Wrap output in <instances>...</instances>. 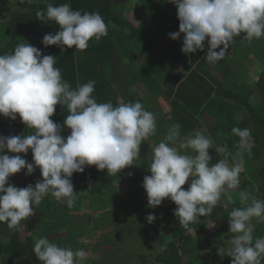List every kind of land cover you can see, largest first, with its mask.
Here are the masks:
<instances>
[{"label":"clouds","instance_id":"clouds-1","mask_svg":"<svg viewBox=\"0 0 264 264\" xmlns=\"http://www.w3.org/2000/svg\"><path fill=\"white\" fill-rule=\"evenodd\" d=\"M170 2L177 8L179 31L169 37L176 40L184 34V54L204 51L207 39L209 47L204 58L209 64L224 59L230 44L242 34L248 42L264 37V0ZM35 15L39 21L50 20L59 26L55 35L43 37L42 44L55 45L62 52L64 46H75L76 52H82L91 40L99 41L108 34L98 12L82 14L70 3L54 6L49 2L46 11L38 9ZM56 64V57L42 55L28 42L0 55V115L14 121L18 114L26 128L33 130L27 135L0 136V153L7 149L8 153L26 155L31 150L33 157L29 163L21 155L0 154V223H6L13 232L49 195L71 209L78 196L71 180L73 173H82L85 167L94 165L99 171L106 169L109 176H117L126 167L137 165L134 162L140 158L142 142L157 131L155 114L145 110L141 102L117 106L110 101L97 102L94 80L73 89ZM57 104L68 110L63 127L50 119ZM64 128L70 129L66 138L61 135ZM231 132L239 138L234 154L226 144L215 146L199 129L181 140L180 125H172L152 149L148 166L151 175L143 178L148 206L155 208L165 198L170 199L177 206L173 214L180 227L191 230L190 224L211 215L222 197L234 204L244 154L252 153L250 130L233 127ZM211 148L223 157L214 164L210 163ZM25 168L26 175L39 168L42 180L26 187L8 183L11 176ZM189 178L191 182L184 189ZM238 195L241 206L233 207L228 215L229 232L233 234L228 241L230 247L227 252L223 246L218 248L217 254L231 257V264H264V237L254 238L252 223L254 218L257 223L264 222V200L244 190ZM155 219L152 214L147 216L149 223ZM33 252L41 264H85L87 258L83 249L62 247L44 237L36 240Z\"/></svg>","mask_w":264,"mask_h":264},{"label":"trees","instance_id":"trees-1","mask_svg":"<svg viewBox=\"0 0 264 264\" xmlns=\"http://www.w3.org/2000/svg\"><path fill=\"white\" fill-rule=\"evenodd\" d=\"M126 1L128 8L123 11L117 4L121 0H32L31 3L28 0H0V55L11 53L18 44L28 42L38 48L42 55L56 57L55 66L60 68L62 78L73 89L78 84L94 80L93 96L100 103L110 101L117 106L139 101L145 110L154 113L151 106L146 104V98L155 95L166 102L165 113L161 117L155 115L157 131L168 124H179L181 140L199 129L218 141L219 146L226 144L234 154L239 138L232 134V128H248L251 132L249 141L252 154H244L241 176L247 177V181L239 191H247L251 196L264 200V164L258 165L264 159V55L258 54L257 62H251L253 68L243 75L241 72H233L238 66L231 63L234 62L230 54L231 47L224 59L209 64L204 58L209 47L207 39L204 51L184 54L181 51L184 34L181 33L176 40L169 37L170 33L179 31L177 8L170 0ZM49 2L54 6L70 3L73 10H79L82 14L98 12L107 25V36L99 41L91 40L89 47L82 52H76L75 46L70 49L64 46L63 52L55 45L45 47L42 44L43 37L49 33L55 35L60 30L54 21H39L36 18V11H46ZM142 46L148 49L147 57L155 65L166 66L164 79L157 78L150 69L138 65V62L126 60L131 55V47L141 49ZM257 64L263 67L257 80L251 86H247L246 80H242L245 84L240 83V77L249 78L255 70H259ZM55 108L50 119L63 127L68 110L60 104ZM157 131L142 142L140 148L145 154L151 153L159 143ZM32 132L21 122L18 114L14 121L0 115V136L5 133L8 135L3 137ZM167 132L164 130L165 134ZM69 134L70 129L67 128L61 132L65 138ZM0 154L20 155L8 153L7 149ZM212 157L216 162L223 158L216 151ZM122 172L117 176H109L106 169L99 171L93 165L85 167L82 173H73L71 180L74 187L88 192L87 198L91 201L90 198L115 189V183ZM38 174V178H33L34 183L42 180L41 173ZM15 180L17 187L29 185L17 177ZM189 180L191 182V178ZM253 186H256L255 189H249ZM239 191L233 194L236 201L234 204H228L224 199V206L218 214L213 212L198 218L190 224L191 230L180 227L173 214L177 206L169 200L163 212L158 214L157 222L150 223L159 236L158 246L152 244L148 252L141 251L139 264H231V257L217 261V250L223 246V242L211 233L210 225L217 215H221L229 228L230 211L233 207L241 206ZM257 193H260L259 197ZM48 205H36L34 214L21 222L26 231L31 233L25 238L21 227L13 232L6 223H0V264H19L16 258L23 259L25 264H41L33 252L36 240L63 228L61 214ZM49 214H53L54 218ZM90 218L94 222L93 217ZM52 219L53 223L50 221ZM93 228L101 229L98 225ZM69 230L75 231L73 227H69ZM163 231L170 232L168 238H165ZM232 235L228 233V239ZM253 236L264 237V222L255 227ZM205 247L210 251V257L204 254ZM186 260H189L188 263ZM85 264L98 263L88 255Z\"/></svg>","mask_w":264,"mask_h":264},{"label":"rangeland","instance_id":"rangeland-1","mask_svg":"<svg viewBox=\"0 0 264 264\" xmlns=\"http://www.w3.org/2000/svg\"><path fill=\"white\" fill-rule=\"evenodd\" d=\"M126 0L117 2L118 6L125 11L128 5ZM243 36V34L241 35ZM231 47L230 54L232 55L231 63H235L238 67H235L236 74L241 72V75L248 74L250 68H252L251 59L255 60L258 54L264 55V37L261 39H254L252 42H248L242 37H236ZM148 49L142 46L141 49H134L131 47V55L127 57V61L134 63L138 62V65H143L150 69V72L156 75L159 79H164L165 71L167 70L165 65L157 66L147 57ZM259 70H255L251 77L242 79L239 78V82L245 84L242 80H246L247 86H251L254 81L257 80L258 75L261 73L263 67L257 64ZM248 79V80H247ZM239 83V84H240ZM150 96L146 98V104L150 105L156 116L161 117L165 113L164 103L158 97ZM171 124L166 127H162L157 131V139L162 141L166 134L164 130H169ZM5 133L3 136H7ZM212 139V138H211ZM215 146H219L218 141H214ZM179 143V142H178ZM178 146V144H177ZM215 148L209 149V154L212 156ZM22 158L26 159L29 163L33 162L31 151L28 153L20 154ZM151 153L145 154L143 149L140 148V158L135 161L137 165H132L123 169L122 174L119 176L115 183V189H112L106 194H98L93 198L88 197V192L82 188L74 187V191L78 194L74 206L69 209L65 203L56 201L55 198L50 195L45 197L39 203L49 204L48 206L53 208L56 212L62 216L63 228L59 231L48 233L47 238L50 242L56 243L62 247H72L73 249H83L88 255H91L98 264H139L138 256L141 251H147L150 245L154 244L158 246L159 236L156 234L154 228L147 220V216L152 214L156 217L153 222H157V216L162 213L165 205L170 199L165 198L161 205L151 208L148 206L147 194L142 187L143 178L146 175H151L148 170V166L151 162ZM212 164L216 163L212 157ZM264 164V159L258 162L259 166ZM27 169H22L21 172L14 174L9 178L8 183L17 187L15 178H19L25 184H35L33 178H38L39 168L31 175H26ZM131 173V175H129ZM247 181V177L241 176L240 173V185L236 190L238 192L242 184ZM190 180L183 186L187 189ZM7 186V185H6ZM34 186V185H33ZM256 186L249 189L253 190ZM260 193H257V197ZM93 201V202H92ZM224 198H221L220 203L213 210L218 214L222 205L224 206ZM50 202V203H48ZM36 208V205L34 206ZM45 212V210H41ZM47 215V214H45ZM54 218L53 214H49ZM93 217L94 222L91 221ZM90 219V220H89ZM53 223V219L50 220ZM256 226L261 225L257 223L256 219L252 221ZM98 225L101 229L94 230V226ZM69 227H73L75 231L69 230ZM5 228H3L4 231ZM211 233L217 235L219 241L223 242L225 252H227L230 244L228 241L229 228L222 219L221 215H217L210 225ZM22 235L25 238L31 233H28L24 227L21 226ZM169 231H163L165 238L169 237ZM36 236V235H35ZM216 240V239H215ZM160 249V248H159ZM207 257H210V251L207 247L203 250ZM120 257V258H118ZM224 257H229L225 255ZM223 257V258H224ZM217 255V261L223 259ZM208 259V258H207ZM85 260V261H86ZM15 261L19 264H25V261L21 258H16ZM189 260H186L188 263ZM216 262V260H215Z\"/></svg>","mask_w":264,"mask_h":264},{"label":"crops","instance_id":"crops-1","mask_svg":"<svg viewBox=\"0 0 264 264\" xmlns=\"http://www.w3.org/2000/svg\"><path fill=\"white\" fill-rule=\"evenodd\" d=\"M251 62H257V58L255 57V60H250ZM253 65V64H252ZM252 68H253V66H252ZM252 68H250V69H252Z\"/></svg>","mask_w":264,"mask_h":264}]
</instances>
